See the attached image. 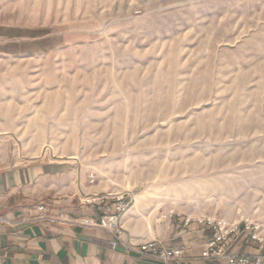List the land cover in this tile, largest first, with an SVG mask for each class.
Masks as SVG:
<instances>
[{
    "label": "rangeland",
    "instance_id": "obj_1",
    "mask_svg": "<svg viewBox=\"0 0 264 264\" xmlns=\"http://www.w3.org/2000/svg\"><path fill=\"white\" fill-rule=\"evenodd\" d=\"M0 141L264 237V0H0Z\"/></svg>",
    "mask_w": 264,
    "mask_h": 264
},
{
    "label": "crops",
    "instance_id": "obj_2",
    "mask_svg": "<svg viewBox=\"0 0 264 264\" xmlns=\"http://www.w3.org/2000/svg\"><path fill=\"white\" fill-rule=\"evenodd\" d=\"M115 197L91 183L88 170L78 162L16 156L8 143L0 141V264L227 263L201 257L212 238L210 228L171 219L150 226L128 213L122 217L125 244L157 240L183 250V257L163 262L139 255L123 243L111 248L115 237L95 225L103 216L117 213ZM40 206L45 207L43 212ZM85 220L92 225H83ZM229 252L264 254V245L251 242L242 232L231 240Z\"/></svg>",
    "mask_w": 264,
    "mask_h": 264
},
{
    "label": "built area",
    "instance_id": "obj_3",
    "mask_svg": "<svg viewBox=\"0 0 264 264\" xmlns=\"http://www.w3.org/2000/svg\"><path fill=\"white\" fill-rule=\"evenodd\" d=\"M91 183L95 182L94 174L89 175ZM119 205L117 206V213L112 215H105L100 219V222L95 226L111 233L115 237L114 242H110L111 248L115 249L119 244H125V230L122 225V217L129 208V203H124L122 198L118 197ZM39 210L43 212L44 206H40ZM65 222L66 219H63ZM189 223V221H188ZM200 224H205L213 232L212 238L207 242L203 252V259L226 260V264H264V254H238L229 252L231 247V240L233 234L238 230V227H231L224 224L222 221L211 219L199 220ZM83 225L91 226L89 221H83ZM246 229H251L247 226ZM252 229L258 230L257 226ZM251 242L264 245V237L257 235V232L251 235ZM131 251L136 252L146 258L153 260H160L163 262H170L181 259L183 257V250L167 248L162 242L153 240L137 245L129 240L125 244Z\"/></svg>",
    "mask_w": 264,
    "mask_h": 264
}]
</instances>
